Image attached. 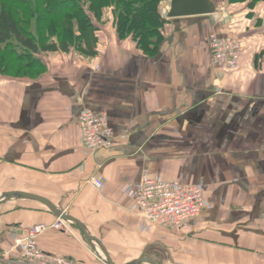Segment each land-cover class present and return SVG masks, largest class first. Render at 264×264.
<instances>
[{"label":"crops","instance_id":"obj_1","mask_svg":"<svg viewBox=\"0 0 264 264\" xmlns=\"http://www.w3.org/2000/svg\"><path fill=\"white\" fill-rule=\"evenodd\" d=\"M212 1L214 14L169 18L171 0H162L154 55L118 37L107 8L95 56L75 48L44 53L38 78L0 75L4 253L17 228L58 220L41 201L6 196L21 192L78 220L114 264H264V1ZM212 34L240 41L237 70L212 60ZM84 111L107 115L111 148H84ZM145 173L203 189L206 206L190 232L138 215L133 195ZM87 235L67 222L38 244L78 264H108ZM13 258L19 264V254Z\"/></svg>","mask_w":264,"mask_h":264},{"label":"trees","instance_id":"obj_2","mask_svg":"<svg viewBox=\"0 0 264 264\" xmlns=\"http://www.w3.org/2000/svg\"><path fill=\"white\" fill-rule=\"evenodd\" d=\"M161 1L0 0V75L38 78L46 71L40 58L44 53L75 48L95 56L99 24L107 8L113 11L117 36L134 40L143 53L154 55L162 40ZM260 1L264 0H251V5Z\"/></svg>","mask_w":264,"mask_h":264},{"label":"built area","instance_id":"obj_3","mask_svg":"<svg viewBox=\"0 0 264 264\" xmlns=\"http://www.w3.org/2000/svg\"><path fill=\"white\" fill-rule=\"evenodd\" d=\"M212 60L223 64L229 71L238 69L242 55V44L235 39H222L216 34L210 37ZM80 125L84 148L95 152L111 148L115 143L114 131L109 126L105 113L84 111L80 115ZM98 189L104 188L100 179L93 180ZM138 215L150 222L180 233L191 231L194 221L206 206L203 189L194 184L179 181H162L145 173L141 185L133 195ZM67 222L58 218L53 224H39L31 228H17L14 244L10 252L0 249V264L16 262L19 264H78L71 258L47 253L39 247L38 239L49 230L63 231Z\"/></svg>","mask_w":264,"mask_h":264},{"label":"water","instance_id":"obj_4","mask_svg":"<svg viewBox=\"0 0 264 264\" xmlns=\"http://www.w3.org/2000/svg\"><path fill=\"white\" fill-rule=\"evenodd\" d=\"M216 13V5L212 0H171V10L169 12L168 17L169 18H176V17H186V16H200V15H209ZM14 195L21 196L23 198H30L35 199L38 201H41L46 206H48L54 214L58 216V218H61L62 220L66 222H73L75 223L86 235V230L84 226L75 218H73L70 215L65 214L64 212L57 210L51 203H49L47 200L40 198L38 196H34L31 194L26 193H18V194H7V197H13ZM87 239L89 241H94L98 243V245L101 247L102 251L106 255L108 264H114L109 257V254L106 250V248L103 246L101 241L93 236L87 235ZM140 263H149V264H156L154 261L147 259V258H140L134 264H140Z\"/></svg>","mask_w":264,"mask_h":264}]
</instances>
